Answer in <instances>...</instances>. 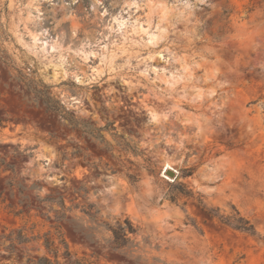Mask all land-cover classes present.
<instances>
[{
  "label": "rangeland",
  "instance_id": "1",
  "mask_svg": "<svg viewBox=\"0 0 264 264\" xmlns=\"http://www.w3.org/2000/svg\"><path fill=\"white\" fill-rule=\"evenodd\" d=\"M1 236L0 264H264V0H0Z\"/></svg>",
  "mask_w": 264,
  "mask_h": 264
},
{
  "label": "trees",
  "instance_id": "2",
  "mask_svg": "<svg viewBox=\"0 0 264 264\" xmlns=\"http://www.w3.org/2000/svg\"><path fill=\"white\" fill-rule=\"evenodd\" d=\"M174 184L172 185V190H175L174 192H170L169 198L171 201L175 199V192L178 191V189L184 190L183 187L178 184L175 180L173 181ZM198 203L201 204V201L198 200ZM208 215L212 218H218L223 224L231 227L234 230L241 231L244 233H248L250 235H255V230L252 224L250 222L241 217L237 212L236 215L233 216H221L217 215V213H214L213 211H208ZM64 218V216L59 217ZM68 220L70 218L67 217ZM111 232L112 239L110 240L109 249L112 251H118V252H124L128 251L129 248H131L133 245V241L128 236L129 234H133L136 231V228H134L131 224V222L128 219H124L123 222H116L113 227H110L108 225L107 228ZM81 235V240L88 244H95V241L89 237L86 233L83 231H80L79 233ZM1 238H7L6 236H1ZM12 241L11 239H9ZM27 238L20 234L18 235V238L16 239L17 243L20 242H26ZM10 247H13L12 244ZM34 264H53L51 261H49L46 257L38 258L36 261L33 262ZM75 264V263H71ZM79 264H86V263H79ZM135 264H139L138 262H135Z\"/></svg>",
  "mask_w": 264,
  "mask_h": 264
},
{
  "label": "water",
  "instance_id": "3",
  "mask_svg": "<svg viewBox=\"0 0 264 264\" xmlns=\"http://www.w3.org/2000/svg\"><path fill=\"white\" fill-rule=\"evenodd\" d=\"M167 173H168V175H169L170 177H172V178L176 177V175H175V171H174V170H169Z\"/></svg>",
  "mask_w": 264,
  "mask_h": 264
}]
</instances>
